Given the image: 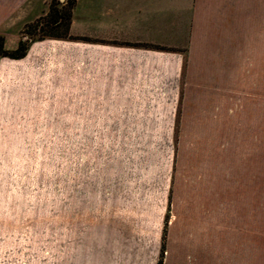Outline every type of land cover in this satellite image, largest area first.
<instances>
[{
  "label": "rangeland",
  "instance_id": "rangeland-1",
  "mask_svg": "<svg viewBox=\"0 0 264 264\" xmlns=\"http://www.w3.org/2000/svg\"><path fill=\"white\" fill-rule=\"evenodd\" d=\"M255 27L146 87H88L60 50L0 57V264H264Z\"/></svg>",
  "mask_w": 264,
  "mask_h": 264
},
{
  "label": "crops",
  "instance_id": "crops-1",
  "mask_svg": "<svg viewBox=\"0 0 264 264\" xmlns=\"http://www.w3.org/2000/svg\"><path fill=\"white\" fill-rule=\"evenodd\" d=\"M48 3L0 0V34L44 15ZM256 24L264 39V0H75L69 33L87 41L34 42L25 57L47 48L45 60L60 50L69 73H80L88 87H146L149 74L176 71L187 45L215 48Z\"/></svg>",
  "mask_w": 264,
  "mask_h": 264
},
{
  "label": "trees",
  "instance_id": "trees-1",
  "mask_svg": "<svg viewBox=\"0 0 264 264\" xmlns=\"http://www.w3.org/2000/svg\"><path fill=\"white\" fill-rule=\"evenodd\" d=\"M74 5L75 0H49L46 13L23 26L20 32L21 38L17 42L15 49L10 52L4 51L3 39L0 37V57L12 60L22 59L32 43L43 40L87 41L85 38L75 37L69 33V24ZM136 46L162 50L154 46Z\"/></svg>",
  "mask_w": 264,
  "mask_h": 264
},
{
  "label": "water",
  "instance_id": "water-1",
  "mask_svg": "<svg viewBox=\"0 0 264 264\" xmlns=\"http://www.w3.org/2000/svg\"><path fill=\"white\" fill-rule=\"evenodd\" d=\"M60 1H62V0H60Z\"/></svg>",
  "mask_w": 264,
  "mask_h": 264
}]
</instances>
